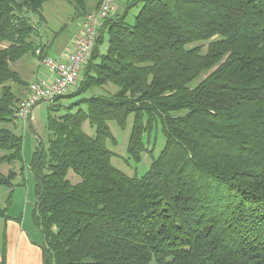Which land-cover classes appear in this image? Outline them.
Instances as JSON below:
<instances>
[{
  "label": "trees",
  "instance_id": "1",
  "mask_svg": "<svg viewBox=\"0 0 264 264\" xmlns=\"http://www.w3.org/2000/svg\"><path fill=\"white\" fill-rule=\"evenodd\" d=\"M47 1L0 0V185L30 170L42 264H264V0H133L132 23L109 13L76 83L46 101L47 143L35 136L26 165L14 129L29 83L11 64L47 54ZM130 115L125 162L150 157L139 177L107 146L108 122L123 130Z\"/></svg>",
  "mask_w": 264,
  "mask_h": 264
},
{
  "label": "rangeland",
  "instance_id": "2",
  "mask_svg": "<svg viewBox=\"0 0 264 264\" xmlns=\"http://www.w3.org/2000/svg\"><path fill=\"white\" fill-rule=\"evenodd\" d=\"M71 0H50L45 2L42 6V14L45 18V23L40 28V35L43 42L47 46L48 55L55 57L57 50L62 46L65 41L73 38L77 32L79 25L83 27L84 17L75 14L74 5L70 4ZM96 0H85L88 8L92 12L93 6ZM133 0H111L110 1V14H125V18L129 23H132L134 20V15L138 11L141 1H138L136 5H130ZM88 12V13H89ZM77 34V33H76ZM105 44L102 45L104 48ZM25 58L28 60L32 59L30 56L24 57L20 62L11 64V67L14 69L20 70V75L22 78H26L25 73H22L21 70H24L23 66ZM21 63V64H20ZM21 65V66H20ZM46 68L42 65L37 67V72H46ZM11 84L12 86L14 84ZM1 88V87H0ZM109 88L108 90H112ZM92 91L96 93H105L101 88H94ZM89 94V93H88ZM78 97L67 96L59 100V103L62 105L60 109L56 112L57 115L63 114L66 110L63 106H66L74 102ZM76 109H73L74 112ZM48 113V103L39 102L31 110L30 116L27 119L19 118L16 120V127L14 129L15 133H18L22 136V157L24 163L30 161L32 154L36 145V135L39 136L40 140L46 144L48 131L46 129V118ZM132 124V115L127 119V124L125 129H120L115 122H108V126L117 140V145H112L109 142L107 143L108 148L114 152V156L111 161L113 166L117 169L123 171L128 176H141L149 167L150 157L147 154H143L142 160L139 163H134L133 161L125 162L127 159L126 145L129 137L130 129ZM2 127V124H0ZM84 131L89 134H94V129L89 127L87 123L83 125ZM154 136V135H152ZM157 142L160 144L154 149V156L158 154L161 146L163 145V137L158 132ZM6 167V164L0 165V171H3ZM24 184L15 186L14 188H8L4 185H0V208H7L6 211L10 212H25V217L31 219V212L35 202L34 195V183L33 177L30 170L24 168ZM71 181H76V178L73 175L69 176ZM15 182H20V175L15 179ZM150 264H156L152 261Z\"/></svg>",
  "mask_w": 264,
  "mask_h": 264
},
{
  "label": "built area",
  "instance_id": "3",
  "mask_svg": "<svg viewBox=\"0 0 264 264\" xmlns=\"http://www.w3.org/2000/svg\"><path fill=\"white\" fill-rule=\"evenodd\" d=\"M110 1L103 0L97 9L84 16L81 31L65 47L62 55H41L39 63L48 70L49 77H40L29 83L25 97L18 104V118L27 119L37 103L51 101L73 87L91 54L100 22L110 13ZM36 53L39 55L41 51L37 49Z\"/></svg>",
  "mask_w": 264,
  "mask_h": 264
},
{
  "label": "crops",
  "instance_id": "4",
  "mask_svg": "<svg viewBox=\"0 0 264 264\" xmlns=\"http://www.w3.org/2000/svg\"><path fill=\"white\" fill-rule=\"evenodd\" d=\"M81 29L80 24L76 33L80 32ZM73 38L62 44L57 50L56 57L65 52V47L70 45ZM30 58L32 59L25 58L24 65H20L24 68L21 72L27 75L23 79L30 83L40 77H49L48 70L41 73L37 72V67L41 64L36 57ZM15 70L20 72L18 69ZM25 90L26 88H23L22 92L24 93ZM6 215V218L0 217V264H42V235L33 224L32 219H27L25 212L19 211L10 212L8 210Z\"/></svg>",
  "mask_w": 264,
  "mask_h": 264
}]
</instances>
